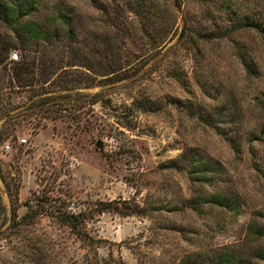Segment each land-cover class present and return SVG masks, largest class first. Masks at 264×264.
Returning <instances> with one entry per match:
<instances>
[{"label":"rangeland","instance_id":"1","mask_svg":"<svg viewBox=\"0 0 264 264\" xmlns=\"http://www.w3.org/2000/svg\"><path fill=\"white\" fill-rule=\"evenodd\" d=\"M99 1L104 10L88 0H48L34 14L42 19L72 7L79 41L93 33L106 39L81 58H71L63 38L29 46L31 56L58 53L75 63L61 68L76 77L67 113L54 104L58 97L23 111L27 94L17 85L26 82L10 72L11 63L0 65V112L12 108L11 118L0 117V144L30 134L28 145L0 151V264H89L93 256L100 264H179L195 252L264 249V34L241 28L213 36L239 15L264 27V0H150L146 20L124 0ZM141 25L163 29L161 40ZM1 39L10 42L12 34L0 22ZM9 51L17 61L20 49ZM34 69L38 79L41 69ZM55 75L33 81L35 89L62 93L49 83ZM80 77L93 85H77ZM189 158L219 169L199 180ZM214 192L230 208L191 207ZM57 201L88 217L81 226L97 248L88 250L58 222ZM96 202L107 209L96 211ZM26 211L32 217L21 220Z\"/></svg>","mask_w":264,"mask_h":264},{"label":"trees","instance_id":"2","mask_svg":"<svg viewBox=\"0 0 264 264\" xmlns=\"http://www.w3.org/2000/svg\"><path fill=\"white\" fill-rule=\"evenodd\" d=\"M48 0H0V22L5 26L8 27L12 34V41L9 42L0 41V65L2 69H6V64H12V71L17 79L23 82L25 80L26 83H19L17 87L22 88L27 94L26 101L21 104L23 106V111L28 110L30 111L32 107L44 104L48 105V103L52 102V99H56L57 97L60 98L58 102L54 104L58 105V109L64 111L65 113L68 112L69 106L67 103H72L69 101L71 92L72 84H74L75 74L73 72L66 71L61 69L64 65H73L75 63L65 64L63 61L62 56L58 53L55 57H51L43 53V55L39 57H34L28 54L29 46L31 44H36L37 42H43L49 46H55L60 41L64 40L66 42V46H69L70 50L68 54L71 58H81L82 55L88 54L90 51H97L98 47L94 46L95 43L104 42V36L102 33L97 34L93 33L92 38H86L82 41L78 40L79 35V21H75V17L72 14V7H67L68 13L62 12L58 8H54L53 11L49 15L43 16L42 19L38 17H34L35 13L39 12L40 7H42L45 2ZM90 3L96 4L98 3L101 8H106L105 3L103 4L99 0H88ZM116 0H105V2L111 3L114 5ZM124 7L126 6L129 11H131L136 16H141L144 20L147 19V12L149 9L150 0H124ZM115 25V24H114ZM246 28L252 29L254 31H258L261 35L264 34V27L260 23V21H256L254 17H250V15H239L236 17V21H230L228 25L223 27H217V34L213 35L214 37H225L232 33L235 30ZM120 30L117 28L116 31ZM141 32L144 35L150 37L156 35V38L161 40L164 32L163 29H155L153 27H149L147 25H141L140 27ZM86 35H90V30H86ZM63 38L62 40H60ZM83 38V37H82ZM264 40V35H262ZM11 40V39H10ZM78 43V44H77ZM83 43V44H79ZM105 44V42H104ZM17 46L20 49V55L17 61L5 63L4 60L8 57V52L10 48H15ZM106 46V44L104 45ZM244 67L248 71H252V67L243 61L242 57H240ZM74 60V59H70ZM72 62V61H71ZM34 64L37 65L40 70V76L38 79H34ZM79 66H88L79 64ZM87 68V67H85ZM58 71V72H57ZM56 73L55 77L51 79L49 82L50 84L56 83L58 84L55 88L62 93H57L55 95L49 94L51 89L49 87L42 88L38 87L39 91L35 89V85L33 81H40V83H45L49 80L51 74ZM84 81L81 80V77L77 81V85L79 86H91L93 83H83ZM86 82V81H85ZM42 94V95H41ZM77 94H82L80 91H77ZM41 95V96H40ZM36 96V97H35ZM100 96V92H94L90 95L91 103L98 101V97ZM73 101V100H72ZM141 104V103H139ZM19 106H16L18 108ZM2 112H0V117L5 116L4 120H8L11 118L10 111L12 108H2ZM25 113V112H24ZM218 114H222V109H218ZM260 134H264V125L261 126L259 130ZM182 156V154H181ZM189 171L196 175V178L199 180H203V178L207 179L209 177L210 172H216L219 169V165L209 167V163L204 161L201 158L187 160ZM171 167L176 168L178 166L176 159L170 160ZM208 174V175H207ZM8 190V188H7ZM10 194V193H9ZM11 196V195H10ZM12 198V197H10ZM14 201V197L11 199ZM228 198L224 197L219 192H214L208 195H200L196 197L191 202V207L198 206L199 203H207L213 204L220 207H228ZM55 205V211L57 220L61 225H64L68 228V232L74 235L76 239L80 242H84V246L87 247L89 250H93V248H97L95 245L98 239H93L88 233L85 232L84 228H82V223L88 218L85 214L81 212L71 213L70 211H65L62 209V205L59 204ZM94 208L98 212H102L107 209L106 204L102 202L94 203ZM127 208V207H126ZM11 215L14 217V209L11 208ZM31 213L33 212H25L23 215L20 216V219H25L28 217H32ZM127 214V213H126ZM253 233H261L263 234V230L257 229L256 227L252 228ZM255 231V232H254ZM194 257L192 259H183L179 264H258L255 260L256 259H264V249H254L253 253L246 255H234L231 253L226 252H217L216 254L212 255L211 257H202L200 252L193 253ZM205 259V261H204ZM89 264H100L97 260V257H94L90 260Z\"/></svg>","mask_w":264,"mask_h":264},{"label":"built area","instance_id":"3","mask_svg":"<svg viewBox=\"0 0 264 264\" xmlns=\"http://www.w3.org/2000/svg\"><path fill=\"white\" fill-rule=\"evenodd\" d=\"M16 53L14 51L8 52V61L13 62L16 60ZM30 134H27L25 137H17L14 141L5 140L2 144H0V151L4 153H8L14 148V150H18L20 147L28 145V138Z\"/></svg>","mask_w":264,"mask_h":264},{"label":"water","instance_id":"4","mask_svg":"<svg viewBox=\"0 0 264 264\" xmlns=\"http://www.w3.org/2000/svg\"><path fill=\"white\" fill-rule=\"evenodd\" d=\"M97 147H99L100 146V144L98 143V142H96V144H95Z\"/></svg>","mask_w":264,"mask_h":264}]
</instances>
